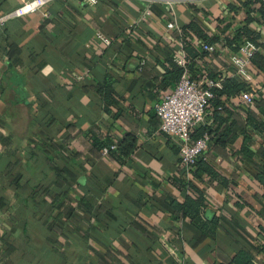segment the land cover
I'll return each mask as SVG.
<instances>
[{
    "label": "crops",
    "instance_id": "crops-1",
    "mask_svg": "<svg viewBox=\"0 0 264 264\" xmlns=\"http://www.w3.org/2000/svg\"><path fill=\"white\" fill-rule=\"evenodd\" d=\"M245 1L170 8L150 0H52L0 28V264H215L257 242L263 189L242 150L247 141L264 160V68L251 61L250 77L238 76L235 44L225 43L251 16L264 55L260 3ZM18 4L0 0V15ZM192 21L219 41L185 29ZM177 52L185 66L174 60ZM173 63L191 78L195 63L202 76L193 79L201 83L212 79L209 72L221 87L226 76L240 78L262 102L224 96V108L211 104L200 123L223 135L209 137L201 155L220 175L193 179L205 193L201 215H221L227 201L234 209L217 239L173 206L194 195L180 184L193 176L182 174L177 141L160 129L156 111L174 88ZM111 143L130 153L104 156ZM257 260L264 264V255Z\"/></svg>",
    "mask_w": 264,
    "mask_h": 264
},
{
    "label": "trees",
    "instance_id": "trees-1",
    "mask_svg": "<svg viewBox=\"0 0 264 264\" xmlns=\"http://www.w3.org/2000/svg\"><path fill=\"white\" fill-rule=\"evenodd\" d=\"M246 5L250 4V3H260V10L262 13V21L264 23V1L263 0H246L244 2ZM252 20L251 16H248L247 19H245V23L242 25V28H240L238 30V32L231 38H228L227 41H225V43H228L230 45H234V49L235 52L239 50L240 46L238 43L239 41L242 40V37L245 36L247 37L248 40H251L253 43L257 44V46L260 48L261 44H259L257 42L258 38H259V34L253 30L250 25L249 22ZM185 29H194L199 33V36L201 39H206L208 42L210 43H215L216 41L218 42L219 38L217 37H213V38H209L208 35L206 33H203V30H201V28L197 25V23H195L194 21L187 23L184 25ZM242 43V42H241ZM189 50L192 53L193 57H196L199 53L198 51L195 49L194 46H191L189 44ZM251 61H253L254 63L260 65L261 67L263 66L264 68V55H262L259 51H257L251 58ZM173 67L170 69L169 71V76L168 78L172 79L174 84H170V85H174V87L176 86V82H178L180 80V78L182 77V75L184 74L185 69L176 65L175 63H173L172 65ZM188 69L192 72V74L194 76H192V79L194 78H199L202 75H200V69L198 67H196L195 63H191L190 67L188 66ZM209 77H212V79L216 80L218 77V74L209 72L208 74ZM222 77V76H221ZM168 84V83H167ZM167 84H164L165 87L167 88ZM223 87H218V86H214L212 87L214 96L212 98H210L209 100V106L211 104L215 105V108H224V102L222 100V98L224 96L230 98L231 96H241L243 91L246 90H250V85H248L247 83H245L244 81H242L240 78L237 77H224L223 79ZM256 101V100H255ZM254 101V102H255ZM258 105H261L262 102H258L256 101ZM255 102V103H256ZM208 106V107H209ZM255 118V117H254ZM208 134L209 137L212 139H216V141H221V139H219V136H217V129H214V127L212 126H208V125H196L192 131H191V137L193 140H196L204 135ZM222 143H224V141H222ZM247 141L245 142V147L242 150V154L244 155V157L251 159L252 162H254L255 164V178H257V180L260 182L262 189H263V193L262 196L263 197V201H264V160L260 158L259 154H257L256 151H254L250 145H246ZM112 144L115 143H111L110 145H105L102 147V149L104 147H108L110 148ZM176 145L179 146L180 149V144L179 142L175 143ZM101 149V151H102ZM130 148H122L121 145L117 144V147L115 149H111L109 154L111 153V151H116L118 150L119 152H122V154L127 155L130 153ZM180 152V151H179ZM256 156H259V159L255 158ZM179 159H180V154H179ZM181 161V159H180ZM182 162V161H181ZM183 164V162H182ZM183 173L185 174V171L188 172L193 176L188 177V179L184 178L181 179L182 181L180 182L181 186L186 189V190H191L192 192H194V195H188L185 199V201L180 202L177 200H173V206L175 208V210L179 213H181V215L183 217L185 216H190V218L195 222V224L198 226V228L206 235L211 236L215 239H217L216 237V231L217 229L221 226V222L222 219L227 221V217L230 215V217L234 218V209L230 208L228 206V202L225 205L224 209L222 210V216L219 214L217 215L214 212H208L205 215H201V208L206 206V199L204 197V190L195 182V180H193L194 178L199 180L200 182H204L205 180H203V175L204 174H208L210 175L213 180L217 178V176H219L220 174H218L216 168L210 163V161L206 160V158H204V156H198L196 159V163L194 165H192L190 168H187L186 165L183 164ZM186 169V170H185ZM222 179V178H220ZM223 183L226 184V180L221 181ZM236 205L239 207L242 206V204L240 203H236ZM230 223V222H229ZM231 225V224H230ZM232 227V232H235V225H231ZM258 233L260 238L257 239V242L255 244H249V245H245L242 249H240L239 251H237L235 254H233L232 258L229 260V262H225V261H218L215 264H261L260 262H258L257 257L259 254L264 255V226L263 225H259L258 227Z\"/></svg>",
    "mask_w": 264,
    "mask_h": 264
},
{
    "label": "built area",
    "instance_id": "built-area-1",
    "mask_svg": "<svg viewBox=\"0 0 264 264\" xmlns=\"http://www.w3.org/2000/svg\"><path fill=\"white\" fill-rule=\"evenodd\" d=\"M52 0H19V4L0 15V28L5 26L10 20L16 17L28 16L31 13L42 10ZM87 3L95 5L99 0H85ZM188 0H150V2L161 3L174 7L178 3H183ZM150 11H146L149 15ZM48 15V13H46ZM172 27V23L167 24ZM99 37L108 43L109 39L101 32ZM203 48L209 51L216 50V46L204 43ZM257 44L251 40H245L238 51L234 52L230 59L235 66V71L238 76L250 77V62L252 56L259 51ZM174 60L181 66H185V58L179 52L174 54ZM221 87L220 82L209 79L204 83L191 78L188 73L182 75L176 86L165 94L156 104V111L160 120V129L173 136L180 144V159L187 168H190L196 163L198 156L206 153L209 146V135L206 134L196 140L191 137L192 129L203 123L206 112L209 106V100L214 96L212 87ZM257 91L250 89L243 91L241 98L249 105L255 104ZM117 144H112L110 148L104 147L102 154L108 155L111 149H115Z\"/></svg>",
    "mask_w": 264,
    "mask_h": 264
}]
</instances>
